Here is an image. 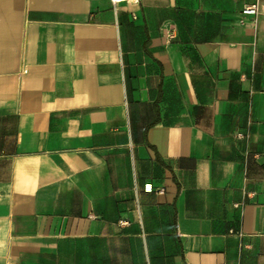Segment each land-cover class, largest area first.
Wrapping results in <instances>:
<instances>
[{"label": "crops", "instance_id": "1", "mask_svg": "<svg viewBox=\"0 0 264 264\" xmlns=\"http://www.w3.org/2000/svg\"><path fill=\"white\" fill-rule=\"evenodd\" d=\"M263 6L0 0V264H264Z\"/></svg>", "mask_w": 264, "mask_h": 264}, {"label": "built area", "instance_id": "2", "mask_svg": "<svg viewBox=\"0 0 264 264\" xmlns=\"http://www.w3.org/2000/svg\"><path fill=\"white\" fill-rule=\"evenodd\" d=\"M262 6L259 3L253 4L245 8L242 13L249 16H257ZM264 8V6H263Z\"/></svg>", "mask_w": 264, "mask_h": 264}, {"label": "bare ground", "instance_id": "3", "mask_svg": "<svg viewBox=\"0 0 264 264\" xmlns=\"http://www.w3.org/2000/svg\"><path fill=\"white\" fill-rule=\"evenodd\" d=\"M119 1H126V0H119ZM130 1V0H129Z\"/></svg>", "mask_w": 264, "mask_h": 264}]
</instances>
